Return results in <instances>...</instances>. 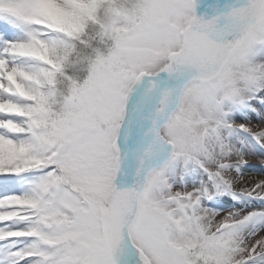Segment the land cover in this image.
<instances>
[{"label": "snow or ice", "instance_id": "1", "mask_svg": "<svg viewBox=\"0 0 264 264\" xmlns=\"http://www.w3.org/2000/svg\"><path fill=\"white\" fill-rule=\"evenodd\" d=\"M256 157L264 0H0V264H264Z\"/></svg>", "mask_w": 264, "mask_h": 264}, {"label": "rangeland", "instance_id": "2", "mask_svg": "<svg viewBox=\"0 0 264 264\" xmlns=\"http://www.w3.org/2000/svg\"><path fill=\"white\" fill-rule=\"evenodd\" d=\"M252 126L254 128H256L257 130H259L260 128V124H259V121L257 119H252ZM263 157H256L254 159H251V160H248V164L249 165H252L254 169H257L258 167L260 166H263L264 163H262V159Z\"/></svg>", "mask_w": 264, "mask_h": 264}, {"label": "bare ground", "instance_id": "3", "mask_svg": "<svg viewBox=\"0 0 264 264\" xmlns=\"http://www.w3.org/2000/svg\"><path fill=\"white\" fill-rule=\"evenodd\" d=\"M255 118L259 121V117H258V116H256ZM259 123H260V121H259ZM261 168H264V166H260V167H258L256 170H259V169H261Z\"/></svg>", "mask_w": 264, "mask_h": 264}]
</instances>
